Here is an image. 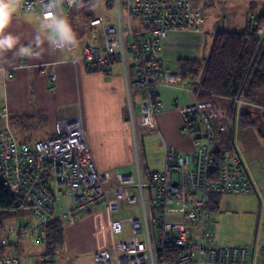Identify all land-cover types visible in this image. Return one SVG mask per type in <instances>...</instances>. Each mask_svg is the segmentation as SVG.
Here are the masks:
<instances>
[{
	"label": "built area",
	"instance_id": "1",
	"mask_svg": "<svg viewBox=\"0 0 264 264\" xmlns=\"http://www.w3.org/2000/svg\"><path fill=\"white\" fill-rule=\"evenodd\" d=\"M206 1L113 0L112 20L103 16L89 19V42L77 41L62 48L56 40L54 47L67 50L72 60L76 58L71 51L82 47L80 59L90 71H108L111 64L120 65L133 127L137 104L134 90L141 99V124L157 128L155 115L165 109V104L156 89L163 85L190 94L191 102L178 108L182 131L199 130L201 135L194 138L192 155L166 147L161 171L141 166L136 153V177L119 173L118 183L107 186L96 166L81 115L58 120L54 133L30 142H20L9 128L0 131V182L21 197L23 209L31 211L37 220L24 231L34 232L37 240H42L54 220L74 222L98 202H105L110 214L119 209V203H139L141 218H110L111 248L98 251L95 264H249L247 246L217 247L211 242L208 227L211 193L241 194L253 187L244 161L234 154L222 152L215 171V130L231 129L235 119L229 117L228 106L220 98L200 100L203 88L168 69L161 57L162 41L170 31H203ZM88 2L60 0L50 9V0H19L18 6L22 11H39L44 20L51 21L49 11L59 17L60 8ZM254 18L252 14L250 23ZM257 32L263 33L264 28L258 27ZM55 78L50 76L51 81ZM231 100L236 107L245 103L240 97ZM8 115L7 108L0 104V117L8 119ZM59 195L69 197L70 206L57 212ZM123 223L129 224V236L117 238L123 232ZM15 230L14 225L7 226L2 241L8 243L11 235L19 234ZM0 264H21V260L18 255H7L0 257Z\"/></svg>",
	"mask_w": 264,
	"mask_h": 264
},
{
	"label": "crops",
	"instance_id": "2",
	"mask_svg": "<svg viewBox=\"0 0 264 264\" xmlns=\"http://www.w3.org/2000/svg\"><path fill=\"white\" fill-rule=\"evenodd\" d=\"M206 14L205 10V25ZM94 16L102 15H88L85 30L81 34L86 37L74 42L90 41L89 19ZM49 23L51 21L44 20L39 11H22L17 5L10 24L4 29L5 34L19 37L16 48L24 46L31 54L13 55L16 51L13 49L0 56V103L9 109L8 119L0 117V131L9 128L20 142H30L54 133L58 120L81 115L96 166L104 174L107 186L118 183L120 166L134 165L136 153L140 165L145 166V135L155 136V153L161 157V169L164 168L166 147H173L182 154H193L194 138L200 136L201 132H183V120L178 111L179 107L191 102L188 93L175 87L159 85L157 95L165 103V109L156 115V131L144 132V138L140 141L137 133L142 126L138 124L133 127L130 123L126 82L120 65L113 63L107 68L108 71H90L85 61L80 59L82 47L71 51L76 60L71 59L67 50L54 47V34L42 27ZM51 75L56 76L54 81L50 80ZM134 97L136 102L140 101L137 92ZM139 149L143 152H139ZM239 156L244 161L241 154ZM121 205L126 209L127 204L119 203V208ZM136 205L142 215L140 204ZM128 206L131 208L134 205ZM113 213H109L105 202H98L88 207L76 221L63 220L67 229H64V241L58 247L50 248L44 244L43 250H37L23 240L8 241L11 245L7 248V255H18L21 264H95V254L111 248L113 236L110 218H114ZM259 225H263L262 219ZM128 229L129 224L126 229L123 226V232L126 230L128 233ZM260 235L255 238L251 248L247 243L244 244L249 249V264H264V241ZM56 256H59V261L55 260Z\"/></svg>",
	"mask_w": 264,
	"mask_h": 264
},
{
	"label": "rangeland",
	"instance_id": "3",
	"mask_svg": "<svg viewBox=\"0 0 264 264\" xmlns=\"http://www.w3.org/2000/svg\"><path fill=\"white\" fill-rule=\"evenodd\" d=\"M109 2L112 3V6L109 5ZM203 4L204 15L205 10L207 12V25H205L204 21L202 32L173 30L162 42V58L167 67L171 70L176 71L179 69L178 62L181 59H202L207 56L210 51L213 38L218 32L240 30L245 25L251 24L250 16L252 14L257 15L264 12V0H209L206 1V4ZM88 15H102L105 19L112 20L115 15L113 0H90L88 3L71 9L65 7L61 8V18L66 19L68 24L71 26L75 37L74 40L86 37V35L81 34H83V30H85ZM219 27H224V29L218 30ZM250 27L252 28L251 25ZM261 27L263 26H260V28ZM254 31L257 32V30ZM257 34L261 35L263 33L257 32ZM73 52L76 53V51ZM135 92H137V90H134V93ZM258 100L260 102H264V92L259 95ZM139 102L140 101H137L135 107V125L139 124L142 126L138 128L137 133V137L141 141V139L144 138V132H148V130L156 131V126L151 128L149 126L145 127L141 124L140 114L138 111ZM255 104L258 107L259 103L256 102ZM2 106L7 108V105ZM260 107L263 111V106ZM7 110L9 109L7 108ZM230 115L231 114H229V117ZM129 120L133 126L134 123L130 118ZM263 121L264 118H258L253 125L245 124L244 126L238 115L235 122L233 142L223 143V137H221V135L216 136V146L223 149V152H227L229 154H237V152H239V154H241L246 166L249 169L253 184L255 183V187H253L252 191L248 193L222 194L219 199V207L210 211L208 221L209 234L212 244L217 247L231 244L244 245L247 243V245L251 248L254 244L255 238H258L260 234H262L264 241V134L261 131L262 128L264 129ZM154 137L155 136L150 134L145 135V150L147 157H145L143 162L150 170L160 169L159 171H161L162 169L160 166L163 164L160 160L161 157L158 156V153H155L157 146L154 145L157 141ZM140 147L143 149L141 144ZM142 149H139V152H143ZM118 170L123 174L133 173L136 177V169L134 165L126 166L124 168L120 166ZM115 172H117V170H115ZM59 197L60 198L57 200V212L63 211L70 206L69 197L63 195H59ZM61 204L63 205L62 207L60 206ZM132 207L130 208L127 205L125 206L126 209H124L121 205L119 210L113 213V217L123 219L130 215H134L141 218L142 215L140 208L137 207V205ZM25 211L27 212L25 215L15 219V222H12L16 228L15 231H19V234L11 235L9 241L13 242L16 240H23L36 247L37 250H43L45 242L37 240L34 232L24 231L26 227L30 228L37 224V220L31 212L27 210ZM260 219H262L263 225H259ZM123 226L125 229L127 228L126 223H124ZM65 228L67 229V226H65L64 229ZM126 236H129V233H127L126 230L123 233L117 234V238ZM36 254L38 253L36 252ZM55 260L59 261V256H56Z\"/></svg>",
	"mask_w": 264,
	"mask_h": 264
},
{
	"label": "trees",
	"instance_id": "4",
	"mask_svg": "<svg viewBox=\"0 0 264 264\" xmlns=\"http://www.w3.org/2000/svg\"><path fill=\"white\" fill-rule=\"evenodd\" d=\"M254 15L253 23L245 25L240 30L218 32L213 38L207 56L202 59H181L177 70L185 80L203 88L200 100L219 101L220 98L228 106L235 122L239 115L244 126L253 125L256 119L264 118V109L262 111L260 107L264 108V102L258 100L259 95L264 92V32L258 35L254 31L260 26L264 27V12ZM239 97L243 98L245 103L236 107L235 101L231 99ZM256 102L259 103L258 107ZM234 129L235 125L228 130H215L214 141L217 135H221L223 143L233 142ZM261 130L264 133V129ZM216 145L217 143L214 145L216 154L214 167L215 171H218L223 149ZM234 155L240 157L239 153ZM215 176L217 177V174ZM220 197L221 194H210L209 215L210 211L219 207ZM24 205L25 202L19 195L0 182V257L7 256V248L11 245L2 241V234L8 223L15 222V219L27 213L23 209ZM63 220L65 219H56L50 223L46 228V237L40 241H44L50 248L58 247L64 241Z\"/></svg>",
	"mask_w": 264,
	"mask_h": 264
},
{
	"label": "clouds",
	"instance_id": "5",
	"mask_svg": "<svg viewBox=\"0 0 264 264\" xmlns=\"http://www.w3.org/2000/svg\"><path fill=\"white\" fill-rule=\"evenodd\" d=\"M70 2L74 3L75 0H70ZM18 3L19 0H0V56L13 49H16L13 55L25 56L31 54L29 49L24 46L16 48V45L19 43L18 36L4 33V29L10 24ZM59 3L60 0H50L48 7L54 9ZM47 17L51 20V23L42 27H46L54 34L53 43L58 39L62 48L71 45L75 37L66 19L54 16L52 11H49ZM37 42H39V37H37Z\"/></svg>",
	"mask_w": 264,
	"mask_h": 264
}]
</instances>
